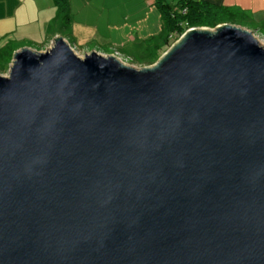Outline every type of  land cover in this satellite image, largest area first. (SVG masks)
<instances>
[{
  "label": "water",
  "instance_id": "1",
  "mask_svg": "<svg viewBox=\"0 0 264 264\" xmlns=\"http://www.w3.org/2000/svg\"><path fill=\"white\" fill-rule=\"evenodd\" d=\"M0 75V264H264V46L187 30L156 65L57 35Z\"/></svg>",
  "mask_w": 264,
  "mask_h": 264
},
{
  "label": "crops",
  "instance_id": "2",
  "mask_svg": "<svg viewBox=\"0 0 264 264\" xmlns=\"http://www.w3.org/2000/svg\"><path fill=\"white\" fill-rule=\"evenodd\" d=\"M161 1L186 13L177 6L180 0H67L65 15H59L55 0H0V49L10 44L14 52L23 47L44 52L60 35L73 49L94 46L102 54L134 53L161 33ZM192 1L236 13L233 23L217 26L233 24L264 37V0ZM196 27L209 26L187 30Z\"/></svg>",
  "mask_w": 264,
  "mask_h": 264
},
{
  "label": "trees",
  "instance_id": "3",
  "mask_svg": "<svg viewBox=\"0 0 264 264\" xmlns=\"http://www.w3.org/2000/svg\"><path fill=\"white\" fill-rule=\"evenodd\" d=\"M59 15H65L67 0H55ZM186 13L178 11L173 6L159 2V8L163 13L164 27L158 36L152 37L141 43L137 54L145 61H154L162 52L167 50L173 42L178 40L190 27L209 26L216 27L220 23H233L236 13L224 7H215L192 0H180L177 5ZM15 47L6 44L0 49V72L8 71L13 59ZM150 58V59H147ZM152 59V60H151Z\"/></svg>",
  "mask_w": 264,
  "mask_h": 264
},
{
  "label": "rangeland",
  "instance_id": "4",
  "mask_svg": "<svg viewBox=\"0 0 264 264\" xmlns=\"http://www.w3.org/2000/svg\"><path fill=\"white\" fill-rule=\"evenodd\" d=\"M208 29H211L212 31H214L216 29V27H208ZM182 37V36H181ZM180 37V38H181ZM256 37L258 38V40L260 41V43L264 46V37L260 36V35H257L256 34ZM180 38H178V40H176L175 42H173L171 44V46L165 50L164 52L161 53V55L158 57V58H155L154 61H145L143 60L140 55L137 54V52H131V53H127V52H123V53H115V56L121 60L122 63L124 64H127L128 66H131V67H135V68H138V69H141L142 67H151V66H154L156 65L157 62L160 61V58L169 52V50L172 48V46L174 44H176ZM92 51H96V48L94 46H91V47H85V49H74V52L80 56V57H84L86 54H89L91 53ZM102 54V53H100ZM102 55H110V54H102ZM147 59H150V58H147ZM10 68V67H9ZM9 74V69L8 71L6 72H3L1 73L0 72V75H4V76H7Z\"/></svg>",
  "mask_w": 264,
  "mask_h": 264
}]
</instances>
